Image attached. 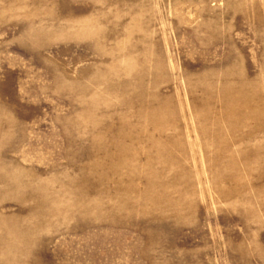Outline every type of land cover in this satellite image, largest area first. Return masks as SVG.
<instances>
[{"label": "rangeland", "instance_id": "rangeland-1", "mask_svg": "<svg viewBox=\"0 0 264 264\" xmlns=\"http://www.w3.org/2000/svg\"><path fill=\"white\" fill-rule=\"evenodd\" d=\"M0 264H264V0H0Z\"/></svg>", "mask_w": 264, "mask_h": 264}, {"label": "bare ground", "instance_id": "bare-ground-1", "mask_svg": "<svg viewBox=\"0 0 264 264\" xmlns=\"http://www.w3.org/2000/svg\"><path fill=\"white\" fill-rule=\"evenodd\" d=\"M152 182V181H151ZM150 184H148V186H149ZM160 200V199H159ZM147 203V202H146Z\"/></svg>", "mask_w": 264, "mask_h": 264}]
</instances>
